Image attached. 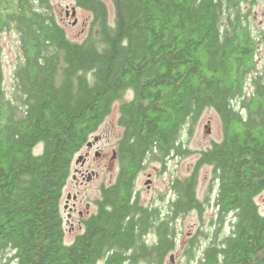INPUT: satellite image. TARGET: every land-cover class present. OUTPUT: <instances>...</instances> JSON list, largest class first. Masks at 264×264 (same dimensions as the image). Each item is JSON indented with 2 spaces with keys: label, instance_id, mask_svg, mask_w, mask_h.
<instances>
[{
  "label": "trees",
  "instance_id": "obj_1",
  "mask_svg": "<svg viewBox=\"0 0 264 264\" xmlns=\"http://www.w3.org/2000/svg\"><path fill=\"white\" fill-rule=\"evenodd\" d=\"M73 1L91 15L81 41L67 37L50 0H0V264H163L176 233L130 200L134 175L148 155L180 152L182 127L191 130L206 108L222 139L175 180L173 215L203 212L198 169L209 165L218 228L195 264H264L255 202L264 190V24L244 9L257 0H112V23L103 0ZM6 31L18 35L20 53L12 98ZM126 90L118 179L101 187L97 211L66 244L60 203L73 158Z\"/></svg>",
  "mask_w": 264,
  "mask_h": 264
},
{
  "label": "rangeland",
  "instance_id": "obj_2",
  "mask_svg": "<svg viewBox=\"0 0 264 264\" xmlns=\"http://www.w3.org/2000/svg\"><path fill=\"white\" fill-rule=\"evenodd\" d=\"M53 6V11L56 18L63 25L66 35L70 40L81 41L89 32V25L91 21V15L89 12L82 8L76 7L73 0H50ZM107 6L109 13V20L113 22L114 7L112 0H103ZM68 7V8H67ZM75 7V15L71 16V9ZM250 7V16L255 23V26L261 27L264 24V0H257L252 5H245L246 10ZM68 9L66 16L65 11ZM76 18V23L72 24ZM18 47V35L13 31H6L1 35V64L4 77V88L5 92L9 97H13L15 90L14 87V69L19 57ZM104 124L100 125L99 133H102ZM222 139V129L220 119L212 108H206L203 110L201 115L197 118L193 124L191 130L188 133V139L185 147L187 152L179 157H174L173 161L169 165V168L173 170V173L182 177L188 175L195 168L199 151L208 147L213 141H220ZM102 146V143L99 144ZM42 150V144H38L34 148V153H39ZM95 163V162H93ZM154 164L152 163L149 168L146 169L144 174L140 176L139 187L142 189V197L149 200L152 197L157 199L163 195L167 198L168 187L166 179L158 175L151 191L146 192L144 179L146 173L153 170ZM96 170L99 172V178L94 180L89 186L88 194H92L93 198L98 196V185L101 183L102 177L104 176L103 170H101V164L96 166ZM159 167H156V171ZM212 181V173L210 166H203L198 170V180L196 193L200 200L204 198L208 192L209 184ZM210 195L214 194V189L209 191ZM255 202L258 205V209L264 214V190L255 196ZM61 204V203H60ZM204 210L201 214L196 211H190L176 221H174V230L176 233V246L174 250L170 251L163 261V264H195V260L201 257L202 251L200 250L201 245L207 244L208 239L211 238V234H214L217 224L214 223V207L211 205L204 204ZM95 209H93L94 211ZM62 218L64 219V212H62ZM228 221V220H227ZM228 224L224 225L220 230V233L228 232ZM64 227V242L70 244L76 234L82 232V228L74 230L70 229L68 223H63ZM197 236L198 245L193 247L195 259L190 261L187 255V249H189L190 240ZM172 256V258H171ZM138 264H147L145 262H139Z\"/></svg>",
  "mask_w": 264,
  "mask_h": 264
},
{
  "label": "flooded vegetation",
  "instance_id": "obj_3",
  "mask_svg": "<svg viewBox=\"0 0 264 264\" xmlns=\"http://www.w3.org/2000/svg\"><path fill=\"white\" fill-rule=\"evenodd\" d=\"M65 14L67 16L68 9L65 11ZM132 98V91L126 90L118 99L113 101L108 114L101 122V124H104L102 133L100 134L98 132L100 124L97 129L91 133L83 147L76 152L73 158L70 167V174L63 188L61 197V210L64 212L63 223H68L71 230L76 229V227L79 229L82 228L83 230L84 221L97 211V201L100 198L101 187L107 188L116 183L118 179L121 171L120 150L122 139L125 134V127L121 122L122 105L125 102H129ZM188 133L189 129L187 126H183L178 138V143L181 144L180 152L177 153L174 152L173 149H169L158 159L152 160L150 155L145 157L141 162L140 169L134 175L132 184L130 200L133 202L136 201L139 206H142L145 209L156 211L159 220L166 219L168 221V225L171 227L174 226V221L180 218V215L176 217L173 215L175 203L178 202L179 196L178 192L174 188V182L175 180L182 181L191 172L188 175L180 177L173 173V170L169 168V165L175 156L179 157L187 152L185 145L187 143ZM100 143H102V146L99 145ZM152 163L154 164L152 168L153 170L147 172L144 179L145 190L146 192L151 191L153 182H155L158 175L161 174V176L166 179L168 187V192L166 194L167 198L163 197V195L160 196L159 199L152 197L149 200L142 197V189L138 186L140 181L139 179L140 176L144 174L146 169L152 165ZM99 164H101V170L104 171V176L102 177L101 183L98 185V196L93 198L92 194H88L87 191L89 190L90 184L99 178L100 174L96 170V166H99ZM157 166L159 167V170L156 171ZM203 166L209 165H201L199 169ZM211 184L212 183L209 184L208 192L201 201H203L204 204L206 203V205L214 207L213 200L210 198L209 194ZM93 209L95 210L93 211ZM214 223L216 222L214 221ZM217 228H215V231ZM214 234H211V237ZM153 238H156L153 234L149 233L146 235V240H152ZM210 243L211 238L208 239L207 244L201 245V257L203 256L204 250L210 245Z\"/></svg>",
  "mask_w": 264,
  "mask_h": 264
},
{
  "label": "water",
  "instance_id": "obj_4",
  "mask_svg": "<svg viewBox=\"0 0 264 264\" xmlns=\"http://www.w3.org/2000/svg\"><path fill=\"white\" fill-rule=\"evenodd\" d=\"M75 15V7H72L71 9V16H74ZM76 23V18L73 20L72 24H75ZM172 258V256H171Z\"/></svg>",
  "mask_w": 264,
  "mask_h": 264
}]
</instances>
